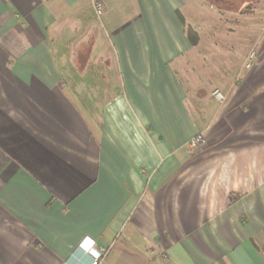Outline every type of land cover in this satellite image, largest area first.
Masks as SVG:
<instances>
[{"label": "crops", "instance_id": "0c3cea01", "mask_svg": "<svg viewBox=\"0 0 264 264\" xmlns=\"http://www.w3.org/2000/svg\"><path fill=\"white\" fill-rule=\"evenodd\" d=\"M94 1L0 0V264H264V0Z\"/></svg>", "mask_w": 264, "mask_h": 264}, {"label": "built area", "instance_id": "2783aa9c", "mask_svg": "<svg viewBox=\"0 0 264 264\" xmlns=\"http://www.w3.org/2000/svg\"><path fill=\"white\" fill-rule=\"evenodd\" d=\"M93 7H94V10L96 11L97 14L102 13L103 4L101 1L95 0L93 2ZM253 56H254V54L251 52L250 53V60L248 63H246L247 67L251 66L254 63ZM211 94L217 101H222L224 98L223 93L219 89H214L211 92ZM202 141H203L202 135L198 134L194 138H192L188 144H189V146L196 147V146L200 145V143ZM79 245H81L83 248V251L85 253L89 254V256L91 257L89 264H100L101 257L104 253H102L101 250H99L98 248L95 247L94 241L92 239H88L87 242H85L83 240L79 243Z\"/></svg>", "mask_w": 264, "mask_h": 264}, {"label": "trees", "instance_id": "16d2710c", "mask_svg": "<svg viewBox=\"0 0 264 264\" xmlns=\"http://www.w3.org/2000/svg\"><path fill=\"white\" fill-rule=\"evenodd\" d=\"M176 14L184 25L185 34L188 37V40L190 41L191 44H195V42L197 41V35L195 30L189 24L185 23L180 12H177Z\"/></svg>", "mask_w": 264, "mask_h": 264}, {"label": "rangeland", "instance_id": "374dc122", "mask_svg": "<svg viewBox=\"0 0 264 264\" xmlns=\"http://www.w3.org/2000/svg\"><path fill=\"white\" fill-rule=\"evenodd\" d=\"M114 81V80H113Z\"/></svg>", "mask_w": 264, "mask_h": 264}]
</instances>
